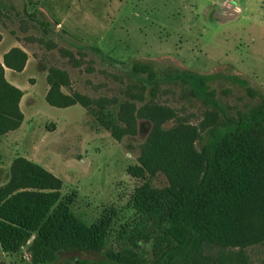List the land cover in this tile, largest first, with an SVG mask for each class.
I'll use <instances>...</instances> for the list:
<instances>
[{"label": "rangeland", "instance_id": "374dc122", "mask_svg": "<svg viewBox=\"0 0 264 264\" xmlns=\"http://www.w3.org/2000/svg\"><path fill=\"white\" fill-rule=\"evenodd\" d=\"M47 21L51 25L43 26ZM2 25L5 38L15 40L29 60L27 73L16 80L25 94L22 120L3 134L10 133L2 147L5 163L27 157L61 180V198L70 200L69 210L80 222L102 226L101 254L78 257L100 259L109 253L133 264L157 260L170 245L156 211L168 178L161 171L139 179L126 173L138 165L142 147L156 142L152 128L158 117L149 109L172 112L164 116L162 131L181 124L195 127L197 154L208 126L221 123L226 132L234 131L239 115L259 104L258 93L264 95V0H0ZM134 63H150L158 81H138L148 77L132 76ZM50 69L66 74L69 85L61 92L86 97L90 111L78 104H47ZM176 70L214 78L202 91L172 80ZM121 104H134L136 110L132 121L125 117L117 123L123 133L116 142L95 118L116 121ZM252 138L264 151V130ZM199 176L193 171L189 179ZM142 187L152 206L148 210L133 204ZM262 205H245L241 216L229 211L215 242L182 264H264ZM233 218L232 226H225ZM28 246L8 254L0 247V261L31 264Z\"/></svg>", "mask_w": 264, "mask_h": 264}, {"label": "trees", "instance_id": "16d2710c", "mask_svg": "<svg viewBox=\"0 0 264 264\" xmlns=\"http://www.w3.org/2000/svg\"><path fill=\"white\" fill-rule=\"evenodd\" d=\"M50 25L47 21L43 26ZM90 48L111 61L99 49ZM26 59L25 52L13 48L3 56V65L20 72ZM131 66L132 76L137 78L138 73L147 74L148 81L137 78L138 81L146 84L158 81L152 76L150 63ZM170 78L204 91L214 75L176 70ZM229 78L244 86L247 84L237 77ZM46 81L49 89L45 101L48 105L66 108L78 104L90 111L91 101L86 97L79 94L67 96L61 92V87L69 85L64 72L50 69ZM21 95L19 89L5 81L0 64V136L19 127ZM258 95L259 104L247 115H239L234 131L226 132L221 123L208 126L206 143L198 154L193 150L197 139L195 127L181 124L162 131L160 125L172 112L159 107L149 109L158 117L152 128L156 142L142 147L137 157L138 165L127 167L126 173L139 179L146 173L154 175L161 171L168 178L169 188L162 192L164 197L156 211L161 216L159 230L170 245L157 260L146 264L184 263L215 242L214 236L219 237L222 230L219 223L227 221L229 211L231 215L241 216L245 205L255 208L256 203H264V151L252 138L254 133L264 130V95ZM135 110L134 104H121L116 121L101 116L95 119L116 142H121L123 130L117 123H123L125 117L132 121ZM182 134L185 135L183 138L180 137ZM196 164L198 170L194 168ZM193 171L200 176L191 181L189 174ZM61 187V180L39 165L22 157L12 161L10 178L0 187L1 250L7 254L17 253L29 243L27 253L31 264H133L109 253H103L100 259L78 257L101 254L104 229L99 224L87 227L80 222L69 210L70 200L61 198ZM143 187L135 192L133 204L137 209L148 210L152 206ZM255 215L259 213L256 211ZM234 221L233 218L225 226H232ZM260 230L264 239V225ZM0 264L6 263L0 261Z\"/></svg>", "mask_w": 264, "mask_h": 264}, {"label": "crops", "instance_id": "0c3cea01", "mask_svg": "<svg viewBox=\"0 0 264 264\" xmlns=\"http://www.w3.org/2000/svg\"><path fill=\"white\" fill-rule=\"evenodd\" d=\"M1 28H4L3 25L0 26V64L3 67V77H4L5 81L7 83H9L11 86L19 89L21 91V93H22L21 98H20L19 103H18V108H19V111H20L21 110L22 101H23V99L25 97V94H24L23 90H21L22 88L16 83V80L18 78H20L19 77L20 74L23 76V74L25 75L27 73L25 71H26V68H27L26 65L28 64L29 60H27L28 59V56H27L25 65H24L23 69L20 72L13 71V70H11V69H9V68H7V67H5L3 65V56L6 53H8L11 49L18 48V49L22 50L23 52H25V51L19 45H17L15 40H13L12 38L11 39H6L5 36L3 35V33L1 32ZM44 99H45V96H44ZM9 134L10 133H8L5 136H3V135L0 136V156H2V159H0V173L3 172V180H1V175H0V187L5 185L8 182L9 176H10L9 175L10 174L9 173L10 172L9 169H10V164H11L12 161H9V162L5 163V152H4L5 149H2V147L5 146V144H6L5 141H6V138L8 137ZM18 157H21V156H15V157H13V159H16ZM24 158L27 159V157H24Z\"/></svg>", "mask_w": 264, "mask_h": 264}]
</instances>
